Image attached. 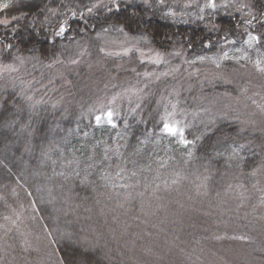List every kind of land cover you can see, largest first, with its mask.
I'll return each mask as SVG.
<instances>
[{
	"label": "trees",
	"instance_id": "trees-1",
	"mask_svg": "<svg viewBox=\"0 0 264 264\" xmlns=\"http://www.w3.org/2000/svg\"><path fill=\"white\" fill-rule=\"evenodd\" d=\"M5 2L1 19L22 18L0 26V264H264V0H119L84 18L95 0ZM171 104L193 144L162 131ZM109 107L115 128L95 121ZM233 138L251 141L243 162Z\"/></svg>",
	"mask_w": 264,
	"mask_h": 264
},
{
	"label": "snow or ice",
	"instance_id": "snow-or-ice-1",
	"mask_svg": "<svg viewBox=\"0 0 264 264\" xmlns=\"http://www.w3.org/2000/svg\"><path fill=\"white\" fill-rule=\"evenodd\" d=\"M160 5L164 4V0H158ZM145 3H147V0H145ZM228 7V4H224V5H217V3L215 2V0H207V3L204 5V7L200 8V11L203 12L205 8L208 9H212V10H216L218 7ZM9 7V4L7 2L5 3H0V10L6 9ZM77 8H82L83 10L80 11V15L81 18H84L85 15H92L94 13V11H98L100 9H107L108 12H112L113 9L118 10L120 7V3L119 0H109L108 4L104 3V0H95V2H90L88 4H82V5H76ZM248 7V5L246 4H240L239 7L237 8V11H241L243 9H246ZM49 12L52 15H56V10L55 9H49ZM77 13L76 11H72V15L75 16ZM20 18L22 17H18V16H13L11 17V19L5 18V19H0V26H3L5 28H8L13 22L18 21ZM23 18H26V14H24ZM200 19H203V17L201 16ZM33 23H35V20H33ZM67 21L61 22L59 25V29L57 31H55L54 35L56 37H60L63 36L66 32V25ZM245 24H251L252 21L251 20H245L244 21ZM13 31H16V29H12ZM122 30V29H121ZM105 31H107V29H105ZM249 35V39L245 41L246 44H248L251 47V42L252 41H259L261 39V37L259 36H255L252 35L251 33L248 34ZM225 43H229V41L225 40ZM13 47V45L11 43H5L3 44V49L4 50H10ZM101 51H103V49H101ZM236 51H240L239 49H237ZM126 54V53H125ZM174 55H179V53H174ZM245 55H247L245 53ZM228 53L225 52L223 57H221V59H228ZM234 59H242L243 57H233ZM19 59V57L17 58ZM198 59L203 60L205 59V57H198ZM152 63L155 64H161L162 63V59L158 56L157 58H155L154 60L150 61ZM257 67L259 68L260 71H264V67H260V61L256 62ZM3 71H11L14 70L12 68L11 65H6L3 67L2 69ZM168 73H164L163 75H167ZM148 73H145V76H148ZM31 99V98H29ZM115 97L113 98V101L110 102L114 103L115 101ZM140 105L137 104L135 108L132 109V113H135L137 110H139ZM171 108L173 109V111L171 112H166L164 116L161 117V120L159 123H162V131L168 135L171 136H175L177 134H179L180 136V143H182L183 145H190L193 144L194 141H190L188 139L185 138L184 136V131L185 129L183 127H179L178 125L180 124L179 121H175V122H170V118L174 117L175 115V109L177 108V104H171ZM117 115L116 111L114 108L109 107L108 110L106 112L103 113V116L97 115L95 116V121L97 123V125H99L103 120H106V123L108 125H111L112 128L116 127V124L114 123V117ZM30 121H31V117H29V124L28 125H23L22 127L27 128L30 126ZM16 120H8L5 122V126H9L10 124H15ZM128 125H125V128H127ZM209 132L212 131L211 129L208 130ZM245 129L241 128L237 133H236V137H240L242 136V134L244 133ZM262 133H264V129L260 130ZM202 134V135H206ZM85 135H87V133H85ZM118 135H120L118 133ZM152 133H149V136H151ZM197 140L201 139L200 136L196 137ZM222 139L227 140V137H223ZM147 139L145 141H141V143H146ZM251 145V141L245 142V143H237L236 138H233L231 144L228 145V149H230V154H229V159L230 160H238L240 162H243L246 159L245 155H242L241 153H243L245 151V149H249V146ZM262 147H264V142H262ZM51 149H48L47 151H45L43 154L47 157L48 155V151H50ZM137 151H139V149H137ZM108 152H112L113 155H118L119 154V150L118 148L116 150H111L108 149L105 152V156L102 158V160H94L92 156H89L88 159L90 161H92L91 163L87 164L85 169H84V175L82 178L81 174L79 171L74 170L71 173H69L68 176L65 177V179H68L70 176H74L77 178H80V183L83 185H86L89 183V175H90V170L93 169H97V167H99L100 169H104V161L109 160L111 157L108 155ZM61 155H63L61 153ZM217 155H223V153H217ZM189 156H191V153H189ZM53 164L56 163V161H52ZM67 163L69 165L71 164H76L77 167L79 166L80 161L78 159H74V160H68ZM61 175H63V173H60ZM102 179H108V175H107V170L105 169L102 172L101 175ZM175 182V181H174ZM86 264V261H85Z\"/></svg>",
	"mask_w": 264,
	"mask_h": 264
},
{
	"label": "rangeland",
	"instance_id": "rangeland-1",
	"mask_svg": "<svg viewBox=\"0 0 264 264\" xmlns=\"http://www.w3.org/2000/svg\"><path fill=\"white\" fill-rule=\"evenodd\" d=\"M1 19V18H0ZM119 48L116 50V52L114 53H128V51L132 48H134L135 46H132V45H127V46H118ZM136 51H137V54L139 55L140 59L141 60H146V61H152L154 60L155 58H157L158 56L162 59V61L164 62V55L157 51V50H153V49H150V48H136ZM127 93H122L121 95H125ZM119 96L120 95H116V96H113V97H110L109 99H107L106 101H103L101 100L98 104H105L103 102H106V105L109 104L110 106L114 105L115 102H117V100L119 99ZM116 98L114 103H111V101H113V98Z\"/></svg>",
	"mask_w": 264,
	"mask_h": 264
}]
</instances>
